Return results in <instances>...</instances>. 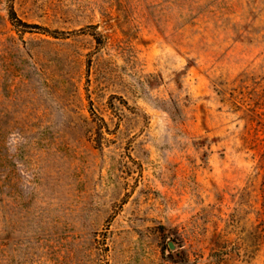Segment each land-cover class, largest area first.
Listing matches in <instances>:
<instances>
[{
  "label": "rangeland",
  "instance_id": "1",
  "mask_svg": "<svg viewBox=\"0 0 264 264\" xmlns=\"http://www.w3.org/2000/svg\"><path fill=\"white\" fill-rule=\"evenodd\" d=\"M0 264H264V0H0Z\"/></svg>",
  "mask_w": 264,
  "mask_h": 264
},
{
  "label": "trees",
  "instance_id": "2",
  "mask_svg": "<svg viewBox=\"0 0 264 264\" xmlns=\"http://www.w3.org/2000/svg\"><path fill=\"white\" fill-rule=\"evenodd\" d=\"M26 27H29V28H39V29H42V27L38 26V25H29V24H26L24 23Z\"/></svg>",
  "mask_w": 264,
  "mask_h": 264
},
{
  "label": "water",
  "instance_id": "3",
  "mask_svg": "<svg viewBox=\"0 0 264 264\" xmlns=\"http://www.w3.org/2000/svg\"><path fill=\"white\" fill-rule=\"evenodd\" d=\"M170 247H171V248H174L173 243L170 244Z\"/></svg>",
  "mask_w": 264,
  "mask_h": 264
}]
</instances>
